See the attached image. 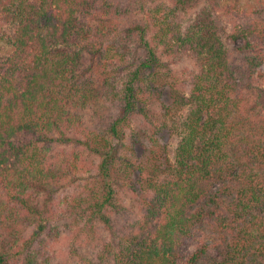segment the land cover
I'll return each mask as SVG.
<instances>
[{
	"label": "trees",
	"instance_id": "trees-1",
	"mask_svg": "<svg viewBox=\"0 0 264 264\" xmlns=\"http://www.w3.org/2000/svg\"><path fill=\"white\" fill-rule=\"evenodd\" d=\"M225 1L0 0V264H53L73 229L87 264H264V0L228 25ZM149 107L178 144L133 169Z\"/></svg>",
	"mask_w": 264,
	"mask_h": 264
},
{
	"label": "rangeland",
	"instance_id": "rangeland-1",
	"mask_svg": "<svg viewBox=\"0 0 264 264\" xmlns=\"http://www.w3.org/2000/svg\"><path fill=\"white\" fill-rule=\"evenodd\" d=\"M261 0H227L223 3V15L222 21L226 25L231 22V19L234 17L235 9L233 11V6L236 9L243 10H251L253 7H257ZM242 14V13H240ZM10 52V48L5 46L4 44H0V59L5 58ZM194 64L191 60L185 59L179 64L174 65V69L177 71V77L183 81L188 69H193ZM185 69V71H184ZM258 78V76H257ZM261 82V81H260ZM257 85V83H256ZM261 85V83H258ZM264 88V86H262ZM258 91V90H257ZM259 91H261L259 89ZM256 92V91H255ZM179 113L177 111H173L170 116L165 115V111L161 107H156L148 111V117L143 115H135L133 118L132 127L129 130V134L134 136L132 137L134 140H138L139 142H146V149L149 150L147 153L132 155V153L128 152L127 148L123 149V156L128 157L134 161V168L137 169L141 160L149 157V153H152V150H158V153L155 154L158 157V163L163 164L167 160H173L175 149L178 144V138L175 132L170 130L172 129L173 120H177ZM167 124L169 126L166 127ZM129 142V141H128ZM149 142V144H148ZM126 144H128L126 142ZM139 150V145L137 144ZM142 150V147L140 146ZM120 176V186L118 188L119 191V203L123 206L128 207V215L135 216L138 211L140 200L134 193L130 191L131 186V176L129 177L125 172L118 174ZM48 190L43 191L42 196L44 198L49 199L47 194ZM75 191V185H71L67 191H56L52 196L61 200L63 196H68L73 194ZM43 200V197H42ZM133 211V212H132ZM63 224H66V220H62ZM73 225L75 222H72ZM70 223V224H72ZM86 237L77 236V231L73 229V232L68 233L66 231L64 235L55 239L51 242V246L49 251H51V255L53 257V264H87L86 259L90 256V249L85 246ZM198 239H188L183 245V253L190 254L193 253L196 248L200 245ZM212 254L216 255L217 251H212Z\"/></svg>",
	"mask_w": 264,
	"mask_h": 264
}]
</instances>
